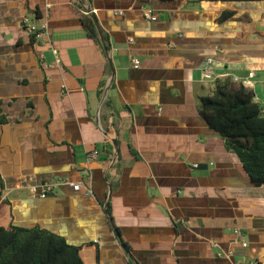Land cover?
<instances>
[{
  "label": "crops",
  "instance_id": "obj_1",
  "mask_svg": "<svg viewBox=\"0 0 264 264\" xmlns=\"http://www.w3.org/2000/svg\"><path fill=\"white\" fill-rule=\"evenodd\" d=\"M249 72L264 108L263 1L0 0V225L57 233L85 264H133L120 241L136 264H264V185L199 112ZM26 177L82 187L41 198Z\"/></svg>",
  "mask_w": 264,
  "mask_h": 264
},
{
  "label": "trees",
  "instance_id": "obj_2",
  "mask_svg": "<svg viewBox=\"0 0 264 264\" xmlns=\"http://www.w3.org/2000/svg\"><path fill=\"white\" fill-rule=\"evenodd\" d=\"M34 14L39 17L37 10H34ZM233 14L232 10H224L220 19L230 18ZM79 19L88 36L108 51L107 38L105 35L100 37L94 16L79 13ZM31 35L35 39V35ZM199 112L208 126L224 140L226 149L235 153L251 181L258 186L264 185V108L256 101L253 90L230 76L218 78L213 82L211 92L201 98ZM6 120L0 101V123ZM104 209L120 239L118 228L111 220L108 204ZM122 247L129 253V246L125 242H122ZM0 264L85 263L80 246L68 243L63 236L38 225L23 227L10 224L0 225Z\"/></svg>",
  "mask_w": 264,
  "mask_h": 264
},
{
  "label": "built area",
  "instance_id": "obj_3",
  "mask_svg": "<svg viewBox=\"0 0 264 264\" xmlns=\"http://www.w3.org/2000/svg\"><path fill=\"white\" fill-rule=\"evenodd\" d=\"M152 10L147 8L144 10V15L147 18H151L154 19L155 16L152 14L151 12ZM27 30L31 33L35 35V38H49V32L46 28L45 24H42L40 26H37L35 24H29L27 26ZM212 61V58H208L207 62L210 63ZM132 63L134 66H138L139 62L136 58H132ZM208 72H211V70H208ZM253 72H249L248 74V78H245L243 83L245 85H250L251 80L250 78L253 76ZM91 156L95 155V152H91L90 153ZM25 182L28 183V189L31 193V195L33 196H38L41 198H44L45 196H47L49 193L53 192L59 185L61 182L68 184L69 186H71L73 188V190L77 191L80 190V187H82V184L79 182L73 183L68 179H60V180H50V181H36L34 180L32 177H26L24 179ZM84 192L86 194H91V189L88 186H84ZM235 234L243 239L242 233L239 229H235L234 230ZM236 264H242L241 262H237ZM253 264V263H251Z\"/></svg>",
  "mask_w": 264,
  "mask_h": 264
},
{
  "label": "water",
  "instance_id": "obj_4",
  "mask_svg": "<svg viewBox=\"0 0 264 264\" xmlns=\"http://www.w3.org/2000/svg\"><path fill=\"white\" fill-rule=\"evenodd\" d=\"M94 22H95V25H96L97 29L99 30L98 23H97V20L95 19V17H94ZM106 52L108 53V51H106ZM109 64H110V66H111V68H112V62L110 61V59H109ZM105 206H106V205H104V208H105ZM109 222H110V221H109ZM120 245L122 246V242H121V241H120ZM128 255H129V257L131 258L133 264H136V262L132 259L130 253H128Z\"/></svg>",
  "mask_w": 264,
  "mask_h": 264
}]
</instances>
